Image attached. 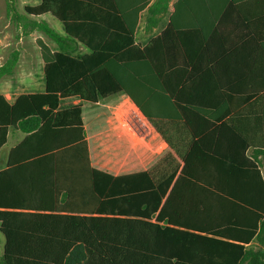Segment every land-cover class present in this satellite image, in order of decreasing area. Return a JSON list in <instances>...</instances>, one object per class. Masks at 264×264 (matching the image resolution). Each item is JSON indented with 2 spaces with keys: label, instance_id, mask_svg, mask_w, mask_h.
Wrapping results in <instances>:
<instances>
[{
  "label": "trees",
  "instance_id": "obj_1",
  "mask_svg": "<svg viewBox=\"0 0 264 264\" xmlns=\"http://www.w3.org/2000/svg\"><path fill=\"white\" fill-rule=\"evenodd\" d=\"M36 1L21 15L16 1L7 0L26 34L41 32L57 48L37 39L44 91L13 102L0 94V148L11 128L26 135L0 172V185L13 170L21 175L13 192L18 201L0 200V264H264V149L248 154L256 143L241 128V114L222 112L224 98H211V88L226 89L223 81L211 85V74L224 68V50L213 53L212 41L261 42L264 30L224 31L230 7L213 31L180 24L182 11L211 6L210 0H177L166 27L143 45L136 39L141 13L147 10L152 29L171 0ZM46 13L62 23L63 33L33 18ZM257 21L264 23V2ZM19 59L12 52L0 66V80L13 74ZM120 92L171 150L147 170L115 176L91 165L82 104L64 102L97 103ZM144 100L169 106L150 114ZM164 120L181 124L173 130L160 125ZM173 131L190 135L193 145L185 138L177 144ZM187 184L210 186L211 194L238 212L253 211L256 220L251 225L235 216L203 230L182 225L167 209L175 188ZM247 187L257 190L252 198ZM253 239L258 248L247 246Z\"/></svg>",
  "mask_w": 264,
  "mask_h": 264
},
{
  "label": "crops",
  "instance_id": "obj_2",
  "mask_svg": "<svg viewBox=\"0 0 264 264\" xmlns=\"http://www.w3.org/2000/svg\"><path fill=\"white\" fill-rule=\"evenodd\" d=\"M176 1L171 0L170 6L172 4V8L170 9L169 7L167 14L152 29L148 28L147 10L141 13V16L143 13L147 14L145 31L148 33V36L141 39L138 38V25L136 32L137 42L145 45L154 35L166 27L174 10L173 4ZM263 2L264 0H210L211 8L208 6L207 8H197L188 12L182 11L180 13L182 19L178 23L187 25L196 24L204 28L211 26V31H213L218 18L224 12L223 9L230 7V10H226L225 12L224 31L259 32L264 30V23L257 21V16H260L262 11ZM242 16L250 17L248 24L246 20L241 19ZM159 26L160 30L155 32ZM212 43L213 53L220 52L222 49L224 50V68L216 75L211 74V85L216 81H223L225 82L226 89L219 92L211 88V98L213 96L217 98L222 96L224 98L222 112H239L241 114V128L256 143V146L249 148L248 154L255 153L256 150L264 149V41L239 40L230 42L225 46L227 42L223 44L219 39L212 41ZM83 50L86 49L83 48ZM4 63H0V66ZM22 84V79L16 78V82L10 84V87H8V91L10 92L6 93L3 89H7V87L3 83L0 94H4L10 102H13L22 93H34L33 90L20 91L19 89H23ZM198 94L203 95L204 93ZM70 100L73 101V104L81 103L82 110L83 104L87 102L76 98H69L64 103ZM93 104L97 108L87 118H84L82 112V117L89 157L91 165L94 168L115 176L147 170L171 150L170 145L126 93H116ZM142 104L150 114L162 112L166 106H169L168 103L166 104L162 101L149 100H144ZM136 110L140 111L145 121L136 120ZM179 123L181 124L178 121L164 120L160 125L174 130L179 126ZM170 135L177 144H180L179 142H181L182 138H185L187 144L191 143L193 145L194 139L192 140L190 135H181L176 131H173ZM25 136L18 129L11 128L9 130L6 143L0 148V172L9 168L10 153ZM208 146L210 150L207 152V155L211 156V140ZM14 157H18V155ZM208 158L211 160V157ZM10 175V178L6 175L3 183L0 185V200L6 201L10 199L15 202L18 200L13 192L18 190L16 180L21 175L18 170H13ZM211 191L210 186L205 187L192 184L177 186L167 209L168 214L182 225L200 228L197 230H203L204 227H219L222 224L228 223L235 216H238V219L244 221L246 224L253 225L254 220L257 218L253 211L245 208L242 212H238L237 209L233 208V204L228 199L220 195L211 194ZM244 191L247 198H252V194L257 193L253 192L257 190H253L251 187H247ZM253 200L257 203L256 197ZM247 246L258 248L259 244L253 239ZM4 247L5 236L0 227V256L4 252Z\"/></svg>",
  "mask_w": 264,
  "mask_h": 264
},
{
  "label": "rangeland",
  "instance_id": "obj_3",
  "mask_svg": "<svg viewBox=\"0 0 264 264\" xmlns=\"http://www.w3.org/2000/svg\"><path fill=\"white\" fill-rule=\"evenodd\" d=\"M18 12L21 15H26L24 7L26 5H34L38 2L36 0H15ZM172 8V4L170 9ZM31 18L33 16H30ZM34 19L47 20L52 27L57 31L63 32L62 23L57 20L52 14L46 13L39 17H33ZM147 14L143 13L141 16V21L138 28V38L141 39L145 36H148V33L145 31V22ZM160 30V26L156 29L155 32ZM42 38L46 43H48L52 48L56 49V44L51 41L46 35L38 31H32L29 34H26L23 31L21 22L17 20L8 11L7 0H0V63H4L14 51H18L20 54V59L16 70L13 75L6 76L0 80V91L4 83L7 89H3L6 93L10 84H14L17 79H22V88L20 91H32L33 92H42L44 91V71L43 66L44 62L41 58L40 48L37 45V39ZM73 101L65 103V106L72 105ZM83 116L87 118L89 114L94 111L97 107L93 103L85 102L83 104ZM136 120L145 121V118L136 110Z\"/></svg>",
  "mask_w": 264,
  "mask_h": 264
}]
</instances>
